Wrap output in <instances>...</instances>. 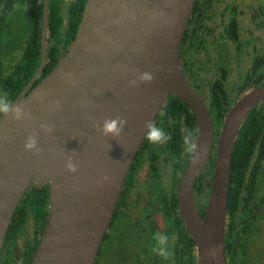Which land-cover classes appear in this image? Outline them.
<instances>
[{"label":"water","instance_id":"95a60500","mask_svg":"<svg viewBox=\"0 0 264 264\" xmlns=\"http://www.w3.org/2000/svg\"><path fill=\"white\" fill-rule=\"evenodd\" d=\"M195 0H85L74 38L52 69L29 91L46 64L48 0H44L39 67L12 101L27 119L0 117V253L14 211L26 189L48 184V215L30 264H95L127 172L170 95L195 119L197 151L181 179L178 210L197 245L198 264H227L224 247L230 163L238 130L264 100V86L247 91L227 112L203 218L192 186L213 144L209 111L185 79L180 47ZM152 74L151 82L138 77ZM132 81H136L132 84ZM127 121L117 138L97 125ZM52 128L47 132L41 125ZM35 134L39 152L25 151ZM204 148L201 154L200 149ZM71 159L77 169L69 172Z\"/></svg>","mask_w":264,"mask_h":264},{"label":"flooded vegetation","instance_id":"af4514ba","mask_svg":"<svg viewBox=\"0 0 264 264\" xmlns=\"http://www.w3.org/2000/svg\"><path fill=\"white\" fill-rule=\"evenodd\" d=\"M39 1L41 18L38 29L29 13H36L37 8L40 7ZM196 2L198 4L193 11ZM81 4L82 10L80 11ZM84 4L85 0H48V20L51 11L60 23L54 29L58 32L59 39L53 40L52 44L49 39L51 31L47 24L46 57L50 45L57 50V61L67 51L76 33ZM43 6L44 0H11L10 9L14 8L15 11L3 13V21L0 16V29L12 33L13 37L26 35L19 46L13 45V49L7 52L12 53L9 60H5V54L3 55L2 71L12 77L4 81L0 78V93L6 92L11 101L25 89L36 72L23 84L19 81L22 72L15 74L19 67L17 63L26 46V40L32 35H40L41 59ZM78 17L76 26L75 20ZM13 37L8 42H14ZM16 53L18 55L15 58ZM180 64L185 79L206 104L213 126V144L209 158L203 170L194 179L192 186L196 210L200 218H203L212 188L218 138L224 118L243 94L264 86V0H195L181 42ZM42 73L43 71L35 78L26 92H29L42 79ZM215 92L220 93L224 99L223 106H227L221 123L212 119L210 111L212 95ZM259 103L252 108L258 106ZM159 112L154 122L166 130L171 140L165 145H152L144 138L127 172L117 207L100 246L95 264H99L107 246H113L118 240L123 248L118 249L117 255L121 259L119 264L123 262L139 264L132 260L134 254H136V260L144 264L150 263V260H156V264H172V257L165 261L151 251L154 244L151 235L156 231L169 235L172 249L178 233L183 232L180 242L185 243V248H189L190 257L193 258L195 264H198L196 242L181 220L178 210L179 186L191 158L183 151V138L189 130L185 123L174 124L169 121L167 124H162L158 117ZM193 133L196 135L195 126ZM262 145L264 148V133ZM255 154L256 149L253 150L246 176L248 180L249 174L252 175L256 166L259 167L260 172L257 174L259 177L256 183L254 182L256 185L253 193L250 192L248 183H244V186L238 189L229 176V193L231 190L233 201L231 208L233 238L241 229L239 223H241L240 216L243 214L242 204L239 205L236 197L238 196L243 201L244 208L248 190L250 192L248 197L250 208L246 217V220L250 222V227L247 229V240H245L247 242L245 243L247 247L245 264L249 256L253 264H255L256 256L264 257L263 249L256 248V245H260L257 241L264 240V235L260 238V235L264 234V204L262 208L258 206V200L264 196V192L260 190L261 181H264V157L257 165ZM41 184L32 185L38 187ZM255 216H259L256 222L254 221ZM227 223L228 215L225 230ZM44 226L40 231L30 216L22 228L15 227L13 233L7 239L6 236L4 238L0 264H30ZM115 233L118 236L114 237ZM123 250L126 253H123ZM226 258L228 264V257Z\"/></svg>","mask_w":264,"mask_h":264},{"label":"trees","instance_id":"16d2710c","mask_svg":"<svg viewBox=\"0 0 264 264\" xmlns=\"http://www.w3.org/2000/svg\"><path fill=\"white\" fill-rule=\"evenodd\" d=\"M83 4V3H82ZM82 4L81 9L82 10ZM194 7V10L197 6ZM11 0H1L0 3V16L2 17V21L4 18L3 13L5 12H14L15 9H10ZM39 6L35 14L29 13V15L34 19V24L37 25L39 29V19L41 18V3L39 1ZM38 15V17H37ZM78 18H76V26L78 23ZM60 21L57 19L54 12L50 11L48 25L50 28V44L53 40H58L59 35L58 32H55L54 29L58 27ZM22 37L15 36L10 32H7L5 29H0V78L2 81L7 79L8 77H12L9 74L3 73L2 65L3 57L5 56L9 50L13 49V45L15 47L19 46L22 42V39L25 34H21ZM13 37L14 42H8V40ZM12 45V46H11ZM4 55V56H3ZM58 58L57 50L54 46L50 45L47 49V57L46 64L42 73V77L46 75L50 69L55 65ZM185 61V59H184ZM40 62V35H32L26 40V46L24 48L23 54L19 62L17 63L19 67L16 69L15 74L17 72H22L19 81L25 83L30 79L33 73L39 66ZM185 66V64H184ZM213 100L210 104V111L212 112V119L221 123L222 118L224 116V112L227 110V106H223L224 99L220 96L219 92H215L212 95ZM221 111V113H218ZM159 119L162 124H167L169 121L174 124L185 123L187 125V129L191 132L194 130L195 121L193 113L190 107L181 99L176 97L175 95H170L164 104L160 108ZM264 102L259 103L258 106L252 108L244 120L242 121L240 128L238 130V134L236 140L234 142L231 163H230V176L231 181L235 184V186L240 189L244 186V183L249 184L250 192L253 193L255 190L254 182L258 179L257 174L260 172L258 166L252 172V175L249 174L248 180H246L248 167L250 165V159L253 155V150L256 149V163L260 164L261 158L264 157V148L262 147L263 142V133H264ZM263 169L261 170V172ZM254 185V186H253ZM48 184L42 183L38 185V187H34V185H30L23 197L21 198L18 206L14 211V215L8 227L6 233V239L9 237L11 233H13L15 227L22 228L26 225L28 218L31 216L34 220V224L38 226L41 231L46 216L48 214L47 205L49 202V192H48ZM250 192L248 190L246 202L243 208V201L239 199L237 196V202L239 205L242 204L243 214L240 216L241 229L238 230V233L235 238L232 237V221H231V208H232V193L230 190L228 197V207H227V215H228V223L225 230L224 244H225V255L228 257V264H245V259L247 255V229L250 227V222L246 220L248 209L250 208V200L249 195ZM258 206L262 208L264 204V196L258 200ZM259 216L254 217V221L256 222ZM108 235V234H107ZM183 232H179L177 238L175 240V245L173 248L174 254L172 255V264H195L193 258L189 255V248H185V243H181L180 240L182 238ZM118 236L116 233L114 237ZM107 237V236H106ZM237 239V240H235ZM132 260L139 264H144L136 260V254ZM157 261H151L146 264H156Z\"/></svg>","mask_w":264,"mask_h":264},{"label":"clouds","instance_id":"9594fccd","mask_svg":"<svg viewBox=\"0 0 264 264\" xmlns=\"http://www.w3.org/2000/svg\"><path fill=\"white\" fill-rule=\"evenodd\" d=\"M139 81L149 83L152 81L153 76L149 72H144L138 77ZM132 84H135L136 81H132ZM11 116L12 119L20 121L22 119H27L29 113L25 110V105L23 102L20 104H14L6 92L0 93V117ZM127 121L117 118L105 119L102 122V125H97L99 130L104 136H112L117 138L120 136L123 128L126 126ZM41 128L47 132H51L52 128L48 125H41ZM144 138L145 140L152 145H165L171 140V136L166 132V130L158 126L154 121L145 122ZM184 149L183 151L192 156L193 160H197L198 157L195 156L197 151V137L196 135L189 131L185 134L183 138ZM25 151H35L39 152L37 147V139L35 134L30 135L24 145ZM204 148H201V154L204 152ZM66 169L69 172H75L77 166L75 163L69 159L66 163ZM151 240L154 241V244L151 247V251L154 252L162 260H169L170 257L174 254L173 249L170 245V237L165 232L156 231L151 235Z\"/></svg>","mask_w":264,"mask_h":264},{"label":"rangeland","instance_id":"374dc122","mask_svg":"<svg viewBox=\"0 0 264 264\" xmlns=\"http://www.w3.org/2000/svg\"><path fill=\"white\" fill-rule=\"evenodd\" d=\"M11 54L12 53L5 54L4 59L9 60V58L11 57ZM17 55H18V53H16L14 55V57L16 58ZM261 182L262 183H261L260 190L264 192V181H261ZM263 235L264 234L260 235V238H263ZM257 243H260V245H256V248L263 249V251H264V240H259V241H257ZM103 246H102V248H103ZM119 248L123 249L120 245L119 240L113 246H111V247L107 246V250L104 253V255L101 257L99 264H119L121 261V259L117 255ZM123 253H126V252L123 250ZM262 259H263V261H262ZM254 262H255V264H264V257L258 255L255 257ZM122 264H125V262H123ZM246 264H253L252 260H251V256L248 257Z\"/></svg>","mask_w":264,"mask_h":264}]
</instances>
